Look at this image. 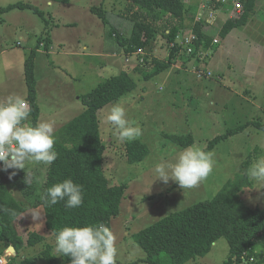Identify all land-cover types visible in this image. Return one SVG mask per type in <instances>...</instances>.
<instances>
[{"label": "rangeland", "instance_id": "1", "mask_svg": "<svg viewBox=\"0 0 264 264\" xmlns=\"http://www.w3.org/2000/svg\"><path fill=\"white\" fill-rule=\"evenodd\" d=\"M18 1L35 7L0 8V101L12 94L27 100L24 62L43 37L49 52L39 56L33 69L38 122H53L54 131L83 110L80 96L106 78L126 69L136 83L128 93L101 107L98 120L104 175L111 185L125 184L121 216L109 222L116 237L117 264H148L145 250L135 239L138 230L169 213L210 199L227 180L244 170L245 162L249 163L247 174L253 162L264 157V130L256 125V121L264 123V0H256L244 27L233 28L218 48L215 45L209 78H198L192 67L185 71L171 66L150 74L151 58L160 59L168 52L160 40L151 52H136L142 62L128 59L120 49L116 51L108 30L114 26L120 32L130 31L131 22L121 15L125 0H69L68 4L55 2L53 6H47L45 0H0V7ZM102 13L107 24L100 17ZM75 50L82 55L72 53ZM140 65L144 72L133 70ZM144 73L150 75L144 78ZM116 103L122 104L127 118L142 130L136 140L146 146L147 153L140 161L126 160L127 141H121L106 122L110 107ZM224 133V138L208 147L214 137ZM185 134L192 138L186 146L171 138ZM188 146H200L215 154L213 171L206 180L191 190H182L171 179L167 184L154 180V164L173 158ZM247 178L251 183L240 192L241 200L264 209V185ZM3 180L26 207L13 222L17 233L26 238L28 231L34 230L48 236L43 208L25 206L11 178L3 175ZM40 249L38 244L21 250L17 259L33 257ZM256 250L261 248L256 246ZM228 253L227 240L220 237L205 255L187 264H219ZM7 254L12 255L10 251ZM35 258L36 264H48L43 258ZM58 259L62 262L60 256Z\"/></svg>", "mask_w": 264, "mask_h": 264}, {"label": "trees", "instance_id": "2", "mask_svg": "<svg viewBox=\"0 0 264 264\" xmlns=\"http://www.w3.org/2000/svg\"><path fill=\"white\" fill-rule=\"evenodd\" d=\"M57 3H68L69 0H49ZM121 15L128 19L132 26L129 32H120L114 26L108 30L114 39L117 50L124 55L139 60L138 50H148L162 41L168 49L165 59L151 58L152 72L170 67L178 56L177 36L184 29L196 34L194 52L188 56L195 59V67H204L200 57L196 55L201 47L208 49L216 35L222 38L233 28L246 23L249 13L253 10L256 0H243V11L236 18L224 19L219 28L210 21L209 11L223 10L229 7L219 0H202L205 3L206 15L194 20L188 16L185 0H125ZM13 7H32L27 2H14L0 7L8 10ZM34 7V6H33ZM35 10V8H33ZM107 24L104 13L100 15ZM189 20V24L187 21ZM46 38H39L45 40ZM175 43V45H170ZM36 47L31 48L24 62V78L27 88V101L31 111L28 120L34 125L40 113L36 101L35 79L33 74ZM47 48V45L45 44ZM139 62V61H138ZM130 67H127V69ZM134 71L144 72L143 65L134 66ZM149 73H144L147 78ZM130 71L121 70L112 75L91 91L80 96L83 110L54 131V149L57 158L50 165L26 162L23 169H1L0 174V205L13 209L16 216L0 212V242L6 248L13 245L15 255L6 264H36V258L45 259L48 264H71V257L60 256L55 251L54 234L64 226H85L104 223L109 227L112 217L120 212V203L124 195L125 184L111 185L104 175L103 151L98 111L104 105L116 100L135 87ZM256 125L264 130V123ZM226 133L214 137L208 144L211 147ZM178 144L186 146L192 138L190 134L171 136ZM147 153L146 146L134 139L124 145V156L130 163L140 161ZM249 165L244 163V166ZM244 170L234 178L227 180L210 199L193 203L175 212L169 213L155 222L138 230L135 234L137 243L145 250L144 259L148 264H187L197 257L205 255L211 245L220 237H225L229 253L219 264H262L264 263V209L245 204L240 192L250 180ZM11 175V183L20 192L24 205L28 208L42 207L44 210V228L49 232L43 236L30 230L26 238L19 235L13 226L15 219L25 212L24 207L12 194L9 184L3 175ZM72 179L83 186V203L76 208H68L64 201L55 205L42 199L46 189L57 182ZM10 179V178H9ZM2 180V181H1ZM49 237V238H48ZM40 252L33 257L23 255L20 250L38 245ZM256 246L261 248L256 251ZM53 250L54 253L51 252ZM42 253V254H41ZM252 258V260H250Z\"/></svg>", "mask_w": 264, "mask_h": 264}, {"label": "clouds", "instance_id": "3", "mask_svg": "<svg viewBox=\"0 0 264 264\" xmlns=\"http://www.w3.org/2000/svg\"><path fill=\"white\" fill-rule=\"evenodd\" d=\"M30 111L24 96L12 94L0 101V164L3 170H24L26 162L50 165L57 158L53 122L39 121L33 125L28 120ZM106 122L121 141L134 140L142 134L141 128L127 118L120 103L110 107ZM214 155L200 146H188L173 158L156 162L151 169L156 177L154 180L167 184L171 179L182 190L195 189L213 171ZM11 175L15 172L9 178ZM247 175L264 185V157L253 162ZM42 199L50 205L64 201L66 207L76 208L83 203V186L70 178L65 179L46 189ZM0 212L17 215L15 210L2 205ZM52 243L58 256L71 257V264H117L116 237L104 223L64 226L55 232Z\"/></svg>", "mask_w": 264, "mask_h": 264}, {"label": "crops", "instance_id": "4", "mask_svg": "<svg viewBox=\"0 0 264 264\" xmlns=\"http://www.w3.org/2000/svg\"><path fill=\"white\" fill-rule=\"evenodd\" d=\"M45 2V4L47 5V6H53V4L55 3V2H51V1H49V0H45L44 1ZM185 2H186V5H187V8H188V16H190V17H194V20H196L195 19V17H198L199 15H200V17H203V16H205L206 15V10H204V9H201V5H202V0H185ZM256 3V2H255ZM10 4V3H9ZM65 4V3H64ZM66 4H68V3H66ZM8 5V4H7ZM32 5V4H31ZM33 6V5H32ZM35 7V6H34ZM229 14H230V12H229V10H227V9H219V10H216V11H213V13H212V17L210 18V19H207V21H210L212 24H213V26L214 27H216V28H219L220 26H221V24L223 23V21H224V19H227L228 17H229ZM250 14H251V12L249 13V16H250ZM249 16H248V18H247V21H246V23L245 24H243V25H240L239 27H244L246 24H247V22H248V19H249ZM200 17H199V19H200ZM218 19H221V23H220V20L218 21ZM223 19V20H222ZM187 23L189 24V20L187 21ZM216 38H218L219 39V43H218V45L219 44H222V42H223V40H224V38H222L221 36H219V35H216L215 36ZM49 38H50V35H49ZM49 40V39H48ZM222 40V41H221ZM45 41V40H44ZM43 40H40L39 41V45L37 46V48H36V53H35V57H34V65H35V61L36 60H38V58H40L39 56H41V55H43L45 52L46 53H48L49 52V45L48 44H46L45 42H44ZM45 44L47 45V48L45 47ZM217 45V44H216ZM218 45H217V48H218ZM83 47H85V46H83ZM43 48V49H42ZM216 50V49H215ZM72 53H75V55H77L78 53H81V52H78V50H75L74 52H72ZM37 54V55H36ZM167 54H168V52L166 53V56H167ZM81 55H82V53H81ZM166 56H161L160 57V59H165L166 58ZM212 56H213V54L211 53V55H210V57H208V58H204V59H200L201 61L200 62H202V65L204 66V67H206V68H208V70H211V68L210 67H212L213 66V61H212ZM185 57H187L183 52H181V54H180V56L178 55V57L176 58V60L174 61V63L171 65V66H173L176 70H181V69H185V71H187L188 70V68L189 67H192V68H195V65H196V60L195 59H189V60H187L188 59V57H187V59L185 58ZM181 58H182V60H181ZM182 61V63L183 64H181V61ZM112 65H114L115 63L112 61V62H110ZM177 63H178V65H177ZM216 64V63H215ZM170 66V67H171ZM194 71V70H193ZM212 71V70H211ZM168 78V77H167ZM119 216H121L120 215V213L117 215V216H115V218L116 217H119ZM8 246V245H7ZM7 246H6V248H5V246H4V244L1 242L0 243V258H3L4 260H9V258L10 257H12L13 255H8L7 254ZM255 250H256V248H255ZM21 251V250H20ZM257 251V250H256ZM12 254V253H11Z\"/></svg>", "mask_w": 264, "mask_h": 264}, {"label": "built area", "instance_id": "5", "mask_svg": "<svg viewBox=\"0 0 264 264\" xmlns=\"http://www.w3.org/2000/svg\"><path fill=\"white\" fill-rule=\"evenodd\" d=\"M219 1L222 4L229 5V7L226 8L230 12L228 18L239 17V15L243 11V0H219ZM201 9L205 10V3L204 2H202ZM209 15L211 18L212 17L211 11H209ZM199 17H200V15L198 17H195V19L197 20V19H199ZM196 39H197V36L195 33H193L192 30H190V29L181 30V32L177 36V45L176 46L179 47L178 55L180 56L181 52H183L187 57L190 56L191 53L194 52V42ZM218 43H219V39L214 38L212 43H211V46L208 49H204L201 47L200 49H198L196 55L199 56L200 59L207 58L208 56H210L211 52L215 48V45ZM170 45L173 46V45H175V43H170ZM134 54H136V53H134ZM187 57H185V58L187 59ZM129 58L130 57L128 56V59ZM139 61L142 62V59L139 58ZM181 64H183L182 61H181ZM193 72L198 78H209L212 76L211 70H208V68H206V67H201V66L195 67ZM2 167H3L2 164H0V170L2 169ZM250 260H252V258H250ZM6 263H7L6 260H4L3 258H0V264H6ZM243 264H247V262L243 261Z\"/></svg>", "mask_w": 264, "mask_h": 264}, {"label": "water", "instance_id": "6", "mask_svg": "<svg viewBox=\"0 0 264 264\" xmlns=\"http://www.w3.org/2000/svg\"><path fill=\"white\" fill-rule=\"evenodd\" d=\"M7 251H10L13 256L15 255V249H14L13 245L9 244L7 246Z\"/></svg>", "mask_w": 264, "mask_h": 264}]
</instances>
